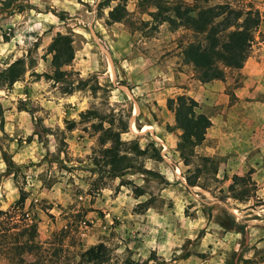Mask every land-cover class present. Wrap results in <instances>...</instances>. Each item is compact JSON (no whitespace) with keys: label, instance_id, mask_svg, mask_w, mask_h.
<instances>
[{"label":"rangeland","instance_id":"obj_1","mask_svg":"<svg viewBox=\"0 0 264 264\" xmlns=\"http://www.w3.org/2000/svg\"><path fill=\"white\" fill-rule=\"evenodd\" d=\"M3 1L0 69L23 58L27 70L0 88V210L6 212L0 216V264H94L82 253L98 243L108 251L100 264H264V174L249 176L254 190L247 201L221 199L233 174L217 156L218 181H201L207 189L185 184L187 167L176 150L181 130L167 108L181 93L169 89L166 76L171 69L198 81L181 55L191 31L167 23L150 32L132 31L128 22L107 25L97 11L104 0ZM140 1L126 2L134 26L154 10ZM223 1L264 16V0L210 4ZM115 4L106 0L104 6ZM56 33L70 36L74 48L70 64L61 67L69 72L62 84L86 83L70 94L48 77V46ZM86 110L105 120L122 117V140L145 149L137 168L114 176L94 164L101 147L92 121L82 116ZM205 149L201 144L196 151L206 155ZM225 214L245 225V235L218 224ZM33 222L39 249H19V262L4 243L18 230L12 223Z\"/></svg>","mask_w":264,"mask_h":264},{"label":"trees","instance_id":"obj_2","mask_svg":"<svg viewBox=\"0 0 264 264\" xmlns=\"http://www.w3.org/2000/svg\"><path fill=\"white\" fill-rule=\"evenodd\" d=\"M148 1L153 4L154 10L147 12L150 19L139 20L137 26H134L135 22L130 19L126 7L127 0H116L112 7L104 6L106 2L104 0L97 5V11L105 24L128 22L132 31L144 29H148L149 32L155 31L162 23H167L171 30L182 28L191 31L193 39L182 48L181 55L184 64L193 66L196 79L201 83L221 80L227 71L237 70L243 66L261 22L258 10H243L228 1L210 4L216 0H141L140 3ZM0 4H4V1L0 0ZM105 7L109 8L106 15L102 12ZM48 53L51 54L53 66V72L48 77L60 83L62 93L70 94L86 85L83 81L76 84L69 81L65 86L62 84L69 72L62 70L61 67L70 64L74 56L70 36L56 33L48 46ZM26 70L23 58H18L0 69V88L11 86ZM90 90L95 91V87L90 86ZM167 108L174 112V127L181 130L176 150L182 164L187 167L185 184L187 187L199 186L207 189L201 181H218L219 162L214 156L199 154L196 148L203 143L211 121L198 110L197 101L185 94L169 99ZM82 116L86 121H92L90 127L97 134V141L101 147V155L96 158L95 165L104 167L114 176H121L128 169L137 168L136 160L145 154V149H141L136 141L122 140L121 133L125 132L126 128L118 124H123L120 115L112 114L105 120L107 116H101L95 110H86ZM115 120L118 121L116 124ZM104 121L107 125H104ZM73 125L74 122L70 121L68 128H72ZM250 173L251 171H248L242 176L233 174L232 182L227 186L228 194L223 195L221 199L249 200L253 196L251 191L254 190L250 183ZM3 214L6 212L0 210V216ZM218 224L224 229H235L242 235L246 233L244 224L236 223L226 214L218 219ZM15 226L16 223H12L11 228L18 230L9 231L8 234L12 241L5 242L3 247L12 258L22 262L23 259L18 255L19 249L23 248L26 252L34 254L39 249L34 240L36 223ZM3 232L4 230L0 229V233ZM82 257L86 262L100 264L107 259L108 251L103 243H98L86 249Z\"/></svg>","mask_w":264,"mask_h":264},{"label":"crops","instance_id":"obj_3","mask_svg":"<svg viewBox=\"0 0 264 264\" xmlns=\"http://www.w3.org/2000/svg\"><path fill=\"white\" fill-rule=\"evenodd\" d=\"M261 16L256 34L263 39L253 42L240 69L227 71L223 79L206 83L187 79L177 70L170 69L166 76L171 79L166 81L170 90L192 97L209 117L211 125L202 143L206 146V155L222 158V167L226 163L232 174L240 176L248 171H251L249 176L264 174L261 160L264 150V16ZM205 106L213 111H204Z\"/></svg>","mask_w":264,"mask_h":264}]
</instances>
